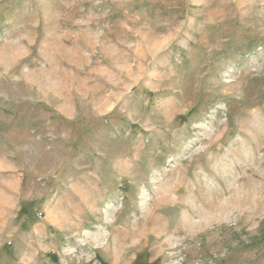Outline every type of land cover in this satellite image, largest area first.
I'll return each mask as SVG.
<instances>
[{
  "label": "rangeland",
  "instance_id": "rangeland-1",
  "mask_svg": "<svg viewBox=\"0 0 264 264\" xmlns=\"http://www.w3.org/2000/svg\"><path fill=\"white\" fill-rule=\"evenodd\" d=\"M0 264H264V0H0Z\"/></svg>",
  "mask_w": 264,
  "mask_h": 264
}]
</instances>
